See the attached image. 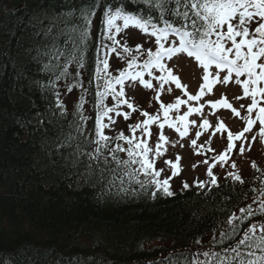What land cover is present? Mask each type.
Masks as SVG:
<instances>
[{"label": "trees", "instance_id": "1", "mask_svg": "<svg viewBox=\"0 0 264 264\" xmlns=\"http://www.w3.org/2000/svg\"><path fill=\"white\" fill-rule=\"evenodd\" d=\"M205 2L0 0V264H191L185 250L223 230L248 196L241 185L153 194L95 142L81 102L60 103L75 87L95 103L108 13L199 29ZM221 234L204 262L223 264L218 249L239 233Z\"/></svg>", "mask_w": 264, "mask_h": 264}, {"label": "rangeland", "instance_id": "2", "mask_svg": "<svg viewBox=\"0 0 264 264\" xmlns=\"http://www.w3.org/2000/svg\"><path fill=\"white\" fill-rule=\"evenodd\" d=\"M224 3H221L219 7V13H215L217 10L211 9L209 13L212 14L214 21V30L211 31V38L214 40L216 46L223 45L224 50L213 52L214 55H219L222 58L229 60L231 63L239 65L243 62V57L246 55L251 59L248 60L250 66L253 67L252 76L259 82L258 92L255 93L257 96H264V61L258 59L257 55L253 56L251 47H253L257 52L262 53L264 51V44L256 41L253 38V34L258 30H264V0H223ZM117 19V17H116ZM122 20V19H121ZM126 25L119 27V33L122 29H131L133 26L130 22L124 20ZM142 34L148 35V30L143 28L141 31ZM137 34V31H130L127 35ZM178 37V36H176ZM141 40H146V37H142ZM174 39L173 41H175ZM185 35H181V40L178 39L174 45H178L180 42L185 41ZM161 40H155L153 42V47L155 53L149 56L151 59L154 54L156 55L155 59L152 62H148V66H154L155 70L146 72L144 76L139 78L128 77V85L135 84H145L155 82L158 85L161 83L157 80L160 78L165 80V76L161 73L160 69H156L159 64L163 66L162 61L157 62V54L160 53ZM249 44L246 52H244L245 45ZM166 47L165 49H167ZM143 52H149V47L144 48ZM204 49L209 51V46L204 45ZM137 57V56H136ZM150 57L147 60H151ZM183 57H180L178 62H183ZM182 59V60H181ZM257 60L259 65L256 64L253 60ZM252 60V61H251ZM142 62L139 60L138 63ZM137 63V64H138ZM262 63V64H261ZM112 65V62H109V66ZM136 62L130 60L127 63L126 69L130 73L129 76H133ZM174 70H172L173 72ZM133 72V73H132ZM152 73V74H151ZM225 75L230 80V85L228 87H220V91L230 94L232 97H237L240 94L246 93V80L245 78L239 81L238 76L234 75L231 72L229 74H220ZM247 72L242 77L246 76ZM184 79L188 83H191L190 79H187L184 74H182ZM219 78V77H217ZM132 80V81H131ZM111 86V81L107 80L103 83V86L98 91L102 93ZM128 91L131 89L127 88ZM126 90V84L123 87L122 91ZM74 91V90H73ZM132 91V90H131ZM130 92V91H129ZM123 93V92H122ZM122 93L117 91L114 96L119 98V101L122 102L126 100L129 106L138 109V107L144 110H149L156 108L158 102H154L151 99L152 93H149L144 90H139V94L143 96L141 100L137 99L133 91L131 98L138 105H136L131 98L122 99ZM77 98L74 97L73 93L62 95L60 98V103L69 107L70 104L76 102ZM118 101V102H119ZM117 102V103H118ZM237 105V104H236ZM88 111V108H86ZM223 115H214L210 116L207 119L221 131H231L237 135V138H227L221 139L218 136V132L213 131L214 137L211 141L200 139L198 136H194L195 132L193 130H188L187 126H183L177 123V128L180 132L181 139L176 138V134L171 128L161 126L160 122L164 118L170 117L172 121L181 118L182 121L185 119L184 113L176 115H163L159 113L152 114H143L141 113L136 120L132 121L134 124L133 129L125 128V139L133 144V146L127 147L122 146V152H125L131 159L129 163V168L134 170L137 166L135 164V157L149 153L150 161L152 163H158V158L163 153L164 149L167 152L168 158L171 160L166 164L162 165V168L165 172L157 173L153 168L145 166L148 169L150 175H158V179L161 183H169V187L175 193L181 191L182 185H192V183L198 181L202 188H208L209 185H219L227 181H235L237 183L248 182L252 187L258 188L260 190L264 189V130L258 129L253 125V119L249 129L241 127V122H237L233 119V113L229 109H223ZM119 119H122L121 114L118 115ZM234 122V125L232 123ZM112 121L109 117L105 118L104 127L107 130L111 128ZM241 127V128H240ZM240 128V129H239ZM117 132V129L114 133ZM112 134V133H110ZM112 136H109L111 138ZM184 137V138H183ZM191 144L193 150H199L195 146H203L205 142L210 146L211 151H206L198 155H193L192 148H189L186 143ZM201 150V149H200ZM124 157V153L122 155ZM148 155L144 156L143 160L146 162ZM161 159H159L160 161ZM258 170V174L254 173V170ZM129 170V169H128ZM131 173L132 171L129 170ZM256 184V186H255ZM257 198L261 204L264 205V198L249 196L247 203L244 202L242 205H239L237 208L236 214L234 210L231 212V216H228L227 223L230 224L231 221L237 226L238 222L235 220L242 219L247 210H254L258 202L255 200ZM245 204V205H244ZM249 208V209H248ZM250 211V210H249ZM233 214V215H232ZM224 223V220H223ZM226 224V223H225Z\"/></svg>", "mask_w": 264, "mask_h": 264}, {"label": "bare ground", "instance_id": "3", "mask_svg": "<svg viewBox=\"0 0 264 264\" xmlns=\"http://www.w3.org/2000/svg\"><path fill=\"white\" fill-rule=\"evenodd\" d=\"M93 0H89V3H92ZM78 5H82V3H79ZM58 86V85H57ZM65 88L62 85H59L58 87V91L61 92L63 91ZM25 99V97L23 95H21L20 100L18 101V104H20L21 102H23V100Z\"/></svg>", "mask_w": 264, "mask_h": 264}]
</instances>
